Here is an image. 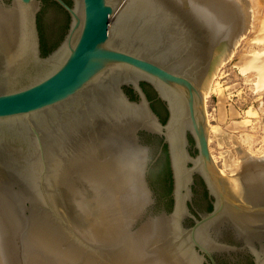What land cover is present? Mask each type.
I'll return each instance as SVG.
<instances>
[{
	"label": "water",
	"instance_id": "obj_1",
	"mask_svg": "<svg viewBox=\"0 0 264 264\" xmlns=\"http://www.w3.org/2000/svg\"><path fill=\"white\" fill-rule=\"evenodd\" d=\"M52 1L0 0V264H264V173L246 188L208 147L231 0Z\"/></svg>",
	"mask_w": 264,
	"mask_h": 264
},
{
	"label": "rangeland",
	"instance_id": "obj_2",
	"mask_svg": "<svg viewBox=\"0 0 264 264\" xmlns=\"http://www.w3.org/2000/svg\"><path fill=\"white\" fill-rule=\"evenodd\" d=\"M246 1L251 27L228 61L216 68L204 92L209 151L226 176H239L247 156L264 158V81L256 69L242 64L248 57L263 64L256 58L264 54V0Z\"/></svg>",
	"mask_w": 264,
	"mask_h": 264
},
{
	"label": "bare ground",
	"instance_id": "obj_3",
	"mask_svg": "<svg viewBox=\"0 0 264 264\" xmlns=\"http://www.w3.org/2000/svg\"><path fill=\"white\" fill-rule=\"evenodd\" d=\"M224 11L237 13V25H236V40L231 48V50L220 60L219 66H221L224 62L228 61L231 57L232 53L234 52L236 46L238 45L239 41L246 35L251 27V12L249 8V3L245 0L242 2L241 0H231L226 6L223 5L220 7ZM250 22H248V20ZM245 22H247L248 27H246V32L241 33V30L245 27ZM249 58V57H248ZM243 58L242 64L245 66H250L249 68L256 69L259 72V77L261 80L264 81V54L260 58H256L257 61H262L263 64L255 65L256 62H252V58ZM242 60V59H240ZM212 156V155H211ZM263 156V154H262ZM244 157V156H243ZM258 160V161H255ZM215 162V161H214ZM261 172L264 173V158H257L252 160L250 156L243 159L242 169H240L239 176H244L245 187L246 188H261L260 186V177Z\"/></svg>",
	"mask_w": 264,
	"mask_h": 264
},
{
	"label": "flooded vegetation",
	"instance_id": "obj_4",
	"mask_svg": "<svg viewBox=\"0 0 264 264\" xmlns=\"http://www.w3.org/2000/svg\"><path fill=\"white\" fill-rule=\"evenodd\" d=\"M63 12H65V11H63ZM37 18L39 20V14H38ZM38 24L39 23H37V25ZM142 88H144V87H142ZM125 89H129V88H125ZM145 89H146L147 92H149L151 94V99H150V102H151V105H152L151 107L155 108V105H160L161 107L162 106L164 107V105L156 98L155 93L152 91V89L149 86L146 85ZM153 94L155 95V97H153ZM132 95L134 96L133 92H132ZM134 99H135V96H134ZM157 102H160V104L157 103ZM189 151H190L191 154H193L194 150H193V148H190ZM195 179L199 183V185H198V183L196 182V184L199 187V189L202 190L203 193H206V189H205V186H204L203 182L197 176H195ZM167 183H168V181H167ZM209 206L211 207V202L209 203ZM208 212H209V210H208ZM227 243L230 244V245H237L233 241L232 237L230 238V240ZM213 259H214L216 264H253L252 257L249 254H246L244 251H241V252H229V253L228 252L218 253V254L213 256Z\"/></svg>",
	"mask_w": 264,
	"mask_h": 264
},
{
	"label": "trees",
	"instance_id": "obj_5",
	"mask_svg": "<svg viewBox=\"0 0 264 264\" xmlns=\"http://www.w3.org/2000/svg\"><path fill=\"white\" fill-rule=\"evenodd\" d=\"M52 1V0H51ZM68 5H71V2L69 0H64ZM55 5H57L54 2ZM37 23L38 24V31H39V35H40V42H41V52L42 55H47L48 53H50L55 47L56 45H53L51 48H46L45 44H44V40H43V31H42V25L40 22V19L38 20L37 18ZM144 90V92L146 93L148 99H151V94L149 92L146 91L145 89V84H141ZM126 93L131 97V99H134V96L132 95V92L130 89H125ZM153 97H155V95L153 94ZM160 104V102H157ZM152 106V105H151ZM153 111L159 116L160 120L162 123L165 122L166 117H167V112L165 110V108L162 106V110H163V116L154 108L152 107ZM149 136V135H148ZM151 137V136H149ZM157 143L159 144V147H161V152L164 154L165 157V162H166V175H167V181H168V196H169V201L170 203H172V199H171V191H172V180H171V172H170V167H169V161H168V156H167V151H166V146L162 145V141L161 140H156ZM209 211L211 210V207L209 206Z\"/></svg>",
	"mask_w": 264,
	"mask_h": 264
}]
</instances>
